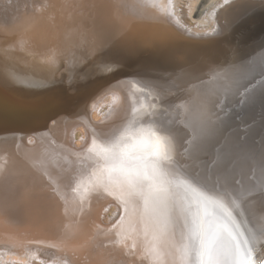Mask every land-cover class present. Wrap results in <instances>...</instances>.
<instances>
[{"label": "bare ground", "instance_id": "bare-ground-1", "mask_svg": "<svg viewBox=\"0 0 264 264\" xmlns=\"http://www.w3.org/2000/svg\"><path fill=\"white\" fill-rule=\"evenodd\" d=\"M256 57L264 59V0H0V101L18 106L0 120V264H200L194 204L168 178L199 180L202 162L183 156L177 132L191 120L211 121L227 84L218 79ZM55 82L75 100L44 87ZM136 102L167 129L154 138L135 132L139 111L128 114ZM36 106L43 107L32 113ZM263 108L246 125L230 124L225 163L233 168L206 162L210 181L233 185H219L216 195L247 231L217 224L248 242L254 262L264 253L255 244L264 240V149L256 157L264 139L237 143L255 136ZM120 140L121 159L105 158L101 150ZM152 150L165 165L153 189H163L172 209L166 226L151 198L145 206L148 186L132 175H151L141 157ZM236 191L244 196H221Z\"/></svg>", "mask_w": 264, "mask_h": 264}, {"label": "water", "instance_id": "water-1", "mask_svg": "<svg viewBox=\"0 0 264 264\" xmlns=\"http://www.w3.org/2000/svg\"><path fill=\"white\" fill-rule=\"evenodd\" d=\"M262 59L261 57L253 59L246 67L238 70L237 72L231 73L229 76H225L224 78H219L218 82H225L226 86L224 89H221L220 94L222 93V99L221 101L217 104L216 106V112L215 114L213 113V118L211 121H209L206 124H195V121L191 120V124H188L189 128L187 131H182L178 130L177 136H179V147L183 151V156L186 158H191L197 160V166H199L200 162L201 163V179L199 180H188L187 184L181 180L178 181L177 177H169L168 179L171 180L174 184L175 187L178 188L181 191L183 197L185 199L188 198V202H191L192 204V209L194 210V216L196 217V220L199 221L198 217V206H202L207 212H209L211 218H210V224L215 225L219 222V219L222 223L223 215L227 214V211H225L224 208H227L226 206L223 207L222 201L219 199V197L216 195L217 192L220 191L218 189L219 185H222L223 187L228 186V188L232 186L231 184L230 187L228 184H224L220 181L217 183H214L212 180V173L209 170V168L206 165L207 161H210L212 163H218L222 161L225 163V161H228L229 159V149L231 150L230 146L226 143V138L230 140V137L233 133H235V126L230 125L235 122V124H240V125H246L248 124L249 121V114L251 112H254V110L259 106L261 102H264V92L262 91V84H263V77H264V66L262 64ZM130 76V73L129 75ZM126 80V81H130ZM67 85L70 86V82L68 81L66 83ZM64 84L61 82H55V85L52 86H44V87H50V88H56L58 87L59 89L55 92L58 97L64 98L67 97L66 99L64 98L65 103H68V101L72 102L75 100L73 98V94L69 95L66 91L64 94L61 92ZM131 86V85H129ZM137 87V86H136ZM142 87V86H140ZM148 90L151 92L154 90L155 92L157 91L154 85H149L147 84ZM143 90V87H142ZM144 91V90H143ZM66 93V94H65ZM154 93V92H153ZM54 93H50L49 95H53ZM127 94V93H126ZM234 97L237 99L235 101ZM3 101V102H2ZM132 101V100H131ZM12 102H6L4 100L0 101V109H1V116L0 120H2L5 117H10L12 114L9 113L10 110H18L15 108H18V106L13 105L12 107ZM131 106L133 108L132 112L128 114V116H132L133 112L139 109H141V106L138 105V102L136 103H131ZM43 107V106H41ZM39 106H36L32 113L34 111H37V109L41 108ZM137 107L139 109H137ZM185 111L187 112L188 115H192L191 113L194 112V110L190 108H186ZM140 113V114H139ZM136 115V120L134 121L136 127L134 128L135 132H140L144 136L150 138H154V135L152 133H155L157 135V129H167L166 125L163 124V122H155L154 124L149 122L147 117V112H143L141 114V111ZM187 115V117H188ZM251 116V115H250ZM258 120H260L259 124V129L256 131L255 136L251 135H245L242 138V141L237 143V147H243V145L250 146L254 143V141H261L264 139V108L261 109V111L258 113ZM191 117V116H190ZM189 117V118H190ZM187 118V119H189ZM34 119V118H32ZM31 119V120H32ZM198 120V119H197ZM148 128H150V131H148ZM140 130V131H139ZM233 132V133H232ZM196 137V140L191 143L188 139ZM148 139V138H146ZM125 140V139H124ZM148 141V142H147ZM232 141V140H231ZM147 143H149V140H146ZM197 142V143H196ZM234 142V151H235V140ZM123 141H116L115 143L112 142V144H118V147L122 144ZM137 143L140 144V146L143 147L142 139H138ZM150 144V143H149ZM145 148V145H144ZM149 150L150 148L147 147ZM264 149V144L259 148L258 153L256 157H261L262 153L261 151ZM146 150V149H144ZM120 153V150H118ZM227 151L226 155L225 152ZM233 151V152H234ZM264 152V150H263ZM148 154V153H147ZM148 157L142 158L141 157V162L143 163L144 167H147V169H150V174L153 175V165L156 166L157 173L159 174L158 176L162 177L165 176V165L161 164L158 160L155 161L153 157H156L157 154L152 150L149 152ZM144 156V155H143ZM153 158V160H151ZM228 158V159H227ZM228 168H233L234 165L232 164H227L225 163ZM234 164V162H233ZM182 165V163H181ZM225 172V171H223ZM162 175V176H161ZM206 178V179H205ZM181 183H184L185 185L189 186L192 191L196 193V197L194 199L188 194L190 191L187 188H184ZM202 183V185H201ZM204 184V185H203ZM218 184V185H217ZM220 203V204H219ZM192 210V211H193ZM232 217L235 218L234 214L231 213ZM194 217V218H195ZM205 218V216H204ZM219 218V219H218ZM196 221V222H197ZM230 221L232 226L238 229V226L241 227L243 230H246V227L242 225L241 221H238V224L234 221L231 220H226V222ZM237 221V220H235ZM238 225V226H237ZM227 228L231 231V227L229 224H226ZM236 232V231H235ZM194 238V237H193ZM238 241H241V245L243 246L242 239L237 238ZM264 247V242L261 244ZM260 251V250H259ZM195 254V252H194ZM257 254V252H256ZM257 256V255H256ZM264 259V253L261 255L260 259L255 262V264H259V262ZM257 260V259H256Z\"/></svg>", "mask_w": 264, "mask_h": 264}, {"label": "snow or ice", "instance_id": "snow-or-ice-1", "mask_svg": "<svg viewBox=\"0 0 264 264\" xmlns=\"http://www.w3.org/2000/svg\"><path fill=\"white\" fill-rule=\"evenodd\" d=\"M105 158L112 160H120L121 154L118 151V144H113L110 148L101 150ZM153 175L147 172L136 170L132 173L137 184L143 186L147 185L149 191L147 193L141 192L145 206H148L149 199L154 202L153 212L157 219L163 224L167 225L171 219V207L167 200L161 199L158 195L163 189H153L156 183L158 173L156 166L153 165ZM162 182V181H161ZM230 213L223 215V219L229 220ZM192 234L194 237L193 248L200 264H226L229 258H233L236 264H255L252 259V251L247 248V241L243 251L241 249V242L233 236L226 224H215L206 226L204 221L199 220L195 222ZM259 264H264L262 259Z\"/></svg>", "mask_w": 264, "mask_h": 264}, {"label": "rangeland", "instance_id": "rangeland-1", "mask_svg": "<svg viewBox=\"0 0 264 264\" xmlns=\"http://www.w3.org/2000/svg\"><path fill=\"white\" fill-rule=\"evenodd\" d=\"M8 5H9V4H8ZM219 61H222V60H219ZM77 135H78V137H79V136H80V133H78ZM225 195H226L228 198H232V197H235V196H237V197L244 196V193L241 192V191H236V192H225V193H223L221 196L227 198ZM113 210H114V208H111V211H109V212L106 213V218H107V219H110L111 217H114V216H115ZM263 242H264V240H260V239H259L257 242H255L256 247L261 248V247H262L261 244H262ZM253 244H254V243H253Z\"/></svg>", "mask_w": 264, "mask_h": 264}]
</instances>
